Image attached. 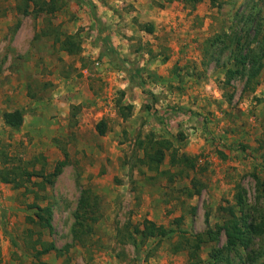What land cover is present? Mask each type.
I'll return each instance as SVG.
<instances>
[{"label": "rangeland", "instance_id": "rangeland-1", "mask_svg": "<svg viewBox=\"0 0 264 264\" xmlns=\"http://www.w3.org/2000/svg\"><path fill=\"white\" fill-rule=\"evenodd\" d=\"M85 1L0 0V176L61 170L51 184L0 179V264H38L43 243L69 245L45 264H264V0H89L95 22ZM252 59L262 68L248 83ZM14 110L17 129L2 119ZM161 140L170 147L152 170L144 153ZM181 154L193 170L171 165ZM83 190L97 217L84 246L71 240ZM36 206L50 208L51 229ZM233 218L246 246L222 230L194 249ZM144 220L169 234L142 239Z\"/></svg>", "mask_w": 264, "mask_h": 264}, {"label": "trees", "instance_id": "trees-1", "mask_svg": "<svg viewBox=\"0 0 264 264\" xmlns=\"http://www.w3.org/2000/svg\"><path fill=\"white\" fill-rule=\"evenodd\" d=\"M167 2H173V1H180L183 2L186 5H189L190 7L194 8L197 4L201 3L203 0H166ZM212 6L218 5V0H209ZM85 6L87 7L89 11L90 18L93 22H95L96 19V13H95V6L87 0L85 2ZM48 13H52L56 10L55 7H53V4H49L47 6ZM142 30L145 31L147 34L153 33V28L151 25H144L141 26ZM74 39V37L71 36H65L64 42L61 44V47L67 51L68 53H74L75 49L70 48V40ZM105 47L108 48V53L112 54L114 53V50H111V47L109 45L108 39L105 40ZM77 50V49H76ZM248 57L246 55L239 54V58L235 57V64L237 66H240L241 69H244L247 65ZM251 72L248 75V83L259 74L262 64L259 62H255V59L251 60ZM135 77H139L140 72L135 71ZM241 72L239 69L236 70H228L227 71V81H230L235 75L240 74ZM134 78V77H133ZM129 109V108H128ZM2 119L4 124L12 129H17L22 125L23 122V115L20 110H14L11 112H5L2 115ZM95 129L99 136H103L107 131V124L104 120L99 121V123L96 124ZM170 143L166 140L161 141H150L149 147L146 149L144 153V160L142 161L144 164H147V166L152 170H158L160 165L163 163L165 159V153L169 149ZM180 165L184 166L188 169L193 170L195 168V160L192 158H189L188 156H185L181 154L178 157L172 158L171 165ZM61 170H56L53 174H51L49 177L33 174L30 172H22V174H16L13 173L10 177L9 174L4 175L1 174L0 179L2 182L9 184V183H15L17 178L20 179L21 177H25L27 180H30L31 177L36 176L44 179L47 181L48 184L53 183V178L58 176L60 174ZM19 181V180H18ZM91 192L90 190H83L81 192L80 198L78 200V204L76 207V211L74 213V224L71 228V240L72 244H78L84 246L87 239L93 232V225L97 221V217L92 215L94 212V204H91ZM37 212L35 214L37 218V224L43 228V229H51V210L48 207L41 208L36 206ZM230 214L234 217L233 212L230 210ZM241 220L239 218H233V220H227L225 224L222 227H218L216 232L207 231L206 237L203 238L202 235H198L196 239L194 240V249L198 250L200 247V244L205 242V239H208V241H215L217 240V235L220 233V231H224L226 236V245L229 247L238 245H244L246 246L248 244V239L245 236L244 230L241 226ZM253 229V227H252ZM259 229V228H258ZM257 230V229H256ZM135 234L140 235L142 239H148V238H164L169 234V230L165 229L162 226H157L154 222L149 220H144L142 222L141 228H135L134 230ZM68 246H66L64 249H57L52 243H43L41 244V250L36 251L35 253V259L38 261V264H45L43 262H40V258L50 252H55L56 254L61 255L63 252L68 251Z\"/></svg>", "mask_w": 264, "mask_h": 264}]
</instances>
